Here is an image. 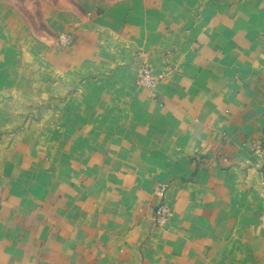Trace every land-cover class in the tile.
Listing matches in <instances>:
<instances>
[{
	"label": "crops",
	"instance_id": "crops-1",
	"mask_svg": "<svg viewBox=\"0 0 264 264\" xmlns=\"http://www.w3.org/2000/svg\"><path fill=\"white\" fill-rule=\"evenodd\" d=\"M52 4L0 0V264H264V0Z\"/></svg>",
	"mask_w": 264,
	"mask_h": 264
},
{
	"label": "rangeland",
	"instance_id": "rangeland-1",
	"mask_svg": "<svg viewBox=\"0 0 264 264\" xmlns=\"http://www.w3.org/2000/svg\"><path fill=\"white\" fill-rule=\"evenodd\" d=\"M9 4L16 13L21 16L22 22L19 23V28L26 30L27 33L34 38H38L44 42V44H52L54 46L65 48L68 47L70 41V32L52 30L46 20V15L50 13L49 8L52 5L56 8L66 6L67 0H1ZM25 25V28L23 26ZM67 37L68 43H63L61 37ZM29 46V45H28ZM33 114V112H29ZM29 116V114H28ZM22 126L29 127L30 124L23 123Z\"/></svg>",
	"mask_w": 264,
	"mask_h": 264
},
{
	"label": "built area",
	"instance_id": "built-area-1",
	"mask_svg": "<svg viewBox=\"0 0 264 264\" xmlns=\"http://www.w3.org/2000/svg\"><path fill=\"white\" fill-rule=\"evenodd\" d=\"M68 40L67 37L62 36L60 41L68 43ZM161 78L162 75L155 76L152 73L151 67L146 61L137 64L134 69L133 79L135 85L138 87L152 89L156 82ZM260 151L262 155V171L264 173V147ZM166 188L165 184H159L154 190V194L157 197V204L155 205L152 219L154 226L157 227H164L172 216V209L165 201Z\"/></svg>",
	"mask_w": 264,
	"mask_h": 264
}]
</instances>
